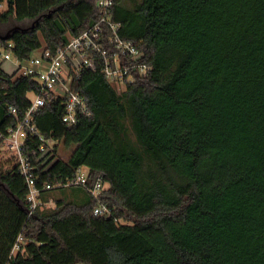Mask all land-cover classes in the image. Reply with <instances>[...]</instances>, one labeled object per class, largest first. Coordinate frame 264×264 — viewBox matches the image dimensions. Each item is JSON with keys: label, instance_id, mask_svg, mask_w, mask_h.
<instances>
[{"label": "trees", "instance_id": "16d2710c", "mask_svg": "<svg viewBox=\"0 0 264 264\" xmlns=\"http://www.w3.org/2000/svg\"><path fill=\"white\" fill-rule=\"evenodd\" d=\"M97 2L0 0L4 136L9 108L22 119L40 89L3 70L9 45L19 62L55 53L100 22ZM111 19L151 70L120 90L99 63L72 82L78 124L60 97L35 116L25 155L42 206L28 218L19 165L0 169V264H264V0H116ZM80 168L86 186L69 185Z\"/></svg>", "mask_w": 264, "mask_h": 264}, {"label": "built area", "instance_id": "2783aa9c", "mask_svg": "<svg viewBox=\"0 0 264 264\" xmlns=\"http://www.w3.org/2000/svg\"><path fill=\"white\" fill-rule=\"evenodd\" d=\"M116 0H98L97 8L101 13V20L92 28L86 30L69 43L59 48L55 53L45 46L39 48L31 57L19 62L13 58L12 44L9 51L2 56L3 61L15 60L14 64L19 76L37 78L40 89L34 94L32 104L22 119H18L17 111L9 108L10 114L17 119L15 125L8 129L7 135L0 132V139H4L8 149L12 152L17 165L29 187L28 218H32L36 210L42 206L39 201L41 191L36 187L32 168L28 165L25 155V140L28 137H37L39 132L35 123V116L53 98H64L65 114L63 121L67 125L78 124L80 117L88 115V106L85 99L72 89L73 80L83 70H96L99 63L110 82L120 90L137 79L145 77L151 68L144 62V53L131 43H127L119 36V25L112 22L111 15ZM4 5H0V9ZM42 143L40 151L45 152V139L40 137ZM35 153V152H34ZM86 169L80 168L76 178L69 185L86 186ZM47 186L46 190H51ZM103 191L101 182H97L92 190L95 198L100 199ZM96 216H111V210L103 203L98 204L94 210ZM23 237H19L14 246L10 259L20 251V243Z\"/></svg>", "mask_w": 264, "mask_h": 264}, {"label": "rangeland", "instance_id": "374dc122", "mask_svg": "<svg viewBox=\"0 0 264 264\" xmlns=\"http://www.w3.org/2000/svg\"><path fill=\"white\" fill-rule=\"evenodd\" d=\"M7 3L0 9V10H6L8 7H7ZM3 52V50H2ZM4 53V52H3ZM4 56V54H3ZM14 64H16V61L13 59V60H10V61H5L2 65V68L3 70L7 73V74H14L16 68L14 66ZM122 90H125L124 88H122ZM29 98L30 99H33L34 98V95L33 94H30L29 95ZM65 155V156H64ZM63 156L64 157H67L66 154H64ZM13 154L12 152L8 149L7 147V144H4L3 148H2V151L0 153V169L3 167L4 170L7 169V166H10L12 165V163L14 162L15 159H13ZM5 165V166H4Z\"/></svg>", "mask_w": 264, "mask_h": 264}, {"label": "water", "instance_id": "95a60500", "mask_svg": "<svg viewBox=\"0 0 264 264\" xmlns=\"http://www.w3.org/2000/svg\"><path fill=\"white\" fill-rule=\"evenodd\" d=\"M9 35H10V32H8L5 35L0 33V41H8L9 40Z\"/></svg>", "mask_w": 264, "mask_h": 264}]
</instances>
